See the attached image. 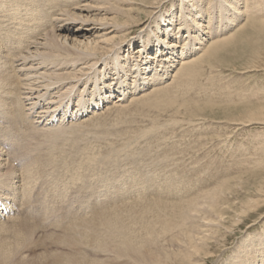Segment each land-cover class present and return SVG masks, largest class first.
Returning <instances> with one entry per match:
<instances>
[{"label":"bare ground","instance_id":"bare-ground-1","mask_svg":"<svg viewBox=\"0 0 264 264\" xmlns=\"http://www.w3.org/2000/svg\"><path fill=\"white\" fill-rule=\"evenodd\" d=\"M153 1L157 6L163 0ZM199 1L181 0L179 11L167 12V17L157 11L141 23L137 36L127 38L128 21L136 20L132 7L126 8L133 5L131 0H116L117 7L111 0H0V228H7L6 235L0 233L2 245L11 244V234L27 243L51 233L45 247L54 248L56 264H208L211 253L206 250L225 238L223 229L232 230L226 225V208L232 209L227 198L233 187L211 185L213 176L204 162L199 164L206 169L190 161V167L179 162L180 167L176 155L191 149L192 142L180 147L174 131L161 127L183 125L176 118L181 107L173 108L181 85H187L182 77L190 76L205 56L210 58L213 47L215 53L219 43L233 40L235 27L244 18H255L262 7L253 0H211L203 9ZM183 10L192 22H178ZM171 32L177 38L171 40ZM149 45L156 47L150 53H161L157 58L143 53ZM175 58L179 63L168 81L143 90L149 83L140 74L167 76ZM110 88L114 91L105 94ZM158 93L155 101L177 109L167 119L172 122L154 118L145 130L151 138H131L134 128L113 114ZM245 116L238 121H263L262 113ZM134 119L127 121L135 124ZM41 136L48 138L47 148L40 144ZM70 136L75 140L60 149L56 141ZM84 148L92 152L86 155L89 164L80 169ZM126 148L130 154L119 159ZM90 162L116 166L100 169ZM138 166L149 168L148 173ZM71 183L75 187L68 194ZM9 257L0 245V264H9ZM223 264H264V228L248 233Z\"/></svg>","mask_w":264,"mask_h":264},{"label":"rangeland","instance_id":"rangeland-1","mask_svg":"<svg viewBox=\"0 0 264 264\" xmlns=\"http://www.w3.org/2000/svg\"><path fill=\"white\" fill-rule=\"evenodd\" d=\"M131 1H133V5L128 6L127 4L126 8H133H131L133 12L131 14L134 16L136 15V20L132 21V18L130 20L128 19V24L130 25V27L127 31V38L137 36L141 31V23L151 20L152 15L157 11H159L158 14H163L165 17H167L168 15L167 12L174 14L176 11H179L181 0H163L161 1L160 5L157 6H155L153 0ZM172 1L175 2L174 6H172ZM210 1L211 0H203L202 2H199L202 4L201 7L205 9V7L210 5ZM214 1L216 2L217 0ZM251 1L252 0H250V2ZM253 1L257 2L259 8L262 7V12H259L256 15V17L258 18H256L255 15V18H253V16H249L251 19L244 18L242 20V23H240V26H238L239 29L236 26L235 30H233V32L235 31V38L233 40H224L225 43L224 41L219 43L218 47L215 50V53H213V47L211 51L209 50L210 53L212 52V54H210V58L208 56H205V58H203L201 62L193 65V72L190 76L185 75L186 78L185 76L182 77L183 79L181 78L183 81H187V85H185L186 88H182L181 85V96L179 93L178 98L175 100L176 102L173 108L181 107L178 113H174H176V118L183 123V125L181 124L182 127L178 126L171 129L166 126L161 127L166 131H171V133H173L174 131V134L172 135H174L176 137V140L179 141L180 147L183 146L184 148L189 142H192V148L190 147L191 149L183 152V154L180 153L176 155V157L179 159L177 163L179 166L182 165V163H185L186 165H189V167L193 164L197 166V168H201L202 166H200L201 164L199 163L204 162V164L202 165L204 167L206 166V168L207 166L209 167L208 169L204 167L202 168L206 169L205 171H208L206 173H210L213 176L211 178V181L208 180V182L210 181L211 185L220 182L221 185L230 183V186L233 187L230 198H227V201H229V205H231L232 209H228V207L226 208V217L228 222L226 225L232 230L228 233L227 230L223 229L226 233V236L225 234L223 235L225 236V238L223 237L224 239L219 241L220 243L215 242V244L211 246L210 249L206 250L207 253H211L208 264H223L224 259H229L236 252L237 244L240 243V241H242V239L247 236L248 233L254 234L256 232H261L264 228V20H261L264 19V0ZM111 5L113 7H117L116 0H111ZM152 5L156 8L152 9ZM189 7L194 10L191 5H189ZM186 17H189V22L192 20L191 14L188 10L186 11ZM121 21L123 22V18L120 17L119 19L118 17V22ZM136 23H138L139 25ZM244 24L247 25L245 26ZM240 27H242V30H240ZM152 28L154 29L155 27L152 26ZM62 32L66 33V31ZM67 32L72 33L71 31ZM140 46L142 45L137 42L136 47L140 48ZM150 46L154 47L152 45H149V47ZM154 49H156V47H154ZM125 50L126 49L122 50V55H125ZM217 50L219 53L217 52ZM143 53H145V48ZM199 55L195 57L193 55L191 57L196 58ZM178 59L180 58L174 59L173 67H168V70L165 72L167 73V76H159L155 73L154 75L151 73L150 76H147L146 73L140 74L149 83L148 87L144 88L143 90H149L150 87L157 85L158 83L162 84L168 81L170 74L173 72L175 66H177V64L179 63L175 62L178 61ZM159 72L160 75L163 73L160 70ZM137 76L139 79V74H137ZM118 79H120V77H118ZM182 80H180V82L184 85L185 83ZM188 82H191L192 84L190 83V85H188ZM139 85L140 83L138 82L137 87ZM188 86L190 89H188ZM113 91L114 89L110 88L105 92V94L112 93ZM136 91H139V87ZM140 92L141 91H139L138 93ZM150 96L151 95L146 98L144 97L143 99H140V101L138 100L137 102L132 103L130 107H128V109L122 110L121 112L117 111L118 114L117 112H115L113 114L114 116H112L115 117V119H124V125L127 122V125L132 126L131 128H134L136 134L130 133L129 136H131V138L138 139L139 141H142L145 138H151V136H153V134L146 135L147 133L145 130L147 127H149L148 125H150V123L154 122V118H156L158 122L171 123L172 121L168 120H172V118L174 117L173 115H175L173 114V111L177 110H173L171 106H163L161 102L155 101L160 97V93H158L154 99H152ZM131 98L132 97L128 98L129 100H125L124 103L127 104L131 100ZM251 110L252 113H250ZM81 113L84 116L88 115L87 111L86 113H84V111H81ZM253 113H262L261 118L263 119V121H258L255 123L253 122L250 124V122L238 121L237 119L239 117L245 118L247 117L245 115H250ZM135 115L137 117H135ZM169 115L172 117H170ZM128 118H135V124L132 123V121H127ZM128 122L131 123L128 124ZM239 123L242 125H240ZM120 124L122 125V123ZM182 129L184 130L185 134L182 133ZM204 130H207L206 133L204 132ZM190 135L191 137H193L190 138ZM184 136L186 137V139L183 138ZM195 136H197L198 138H196ZM74 137L75 136H70L68 141L63 140L64 138H62L64 142L56 141L58 143V147L60 149H63V147L67 145V142L75 140L73 139ZM41 138L44 141H41L40 144H43L45 142L43 144L44 146H41H46L45 148H47L48 144L45 138H48L45 136H41ZM89 138L93 141L91 135L89 136ZM187 138H189V140H187ZM183 139L186 140V143H183L185 141L182 142ZM60 143L64 144L61 145ZM194 143L195 146H197L196 144L199 143V146H197V148L195 146L193 147ZM82 144L85 143L83 142ZM96 144L94 145L96 146ZM127 149L129 148H126L124 151L121 150L122 152L120 151V155L122 153L123 154L121 155V157L119 155V159L124 158L125 154H130V151L128 152ZM85 150L86 149L84 148V152L80 154L83 160L85 158V161L82 162L80 160V162L78 161L79 159H77L78 162L83 163L82 166L81 164L80 166H77L80 167V169H82L83 165L85 167V164H89V162L86 160V155L92 151L89 148H87L86 151ZM160 152L161 154L166 153H164V150H160ZM93 153L94 155H99V147L94 149ZM204 155H207V158H205ZM209 155L212 157H210ZM215 156L219 159H216ZM188 157L191 159H189ZM189 161L192 162V164H190ZM212 161H214V163H212ZM116 162L117 161H115V163ZM179 162L182 163L179 164ZM18 163H20V161ZM123 163L124 167L128 169L130 168L131 164L129 166H126L128 163ZM197 163L198 165H196ZM234 163L236 164V166H238H233ZM113 164L108 165L106 163L102 166V163H100L98 166V164L94 162L93 165H95L94 167H98L100 169H112L114 168L113 166H116L115 164ZM141 164H143V161L141 162ZM230 164L234 169L231 168ZM90 165H92V163ZM138 167L142 168V171L147 168L146 166L144 168L141 166ZM211 167L214 170L211 169ZM219 167L221 169H218ZM132 168L134 169V167ZM132 168H130V170ZM222 168L224 169V172H222ZM226 168H229V171ZM148 170L149 168H147V171L145 170V172L148 173ZM227 172L229 173L227 174ZM94 173L91 172L90 176H92V174ZM218 174H221L222 176L217 180L216 176ZM199 175H201V173H199ZM223 176L225 179L223 178ZM203 180L204 178L202 179V181ZM116 184L118 185L119 183L116 182ZM68 187L65 189V191H69L68 194H70L73 191L72 188L74 189L75 186H73V184L71 183ZM4 188H8V186L5 185ZM2 191L3 188L0 189V197L2 196ZM234 209H236L237 211H234ZM237 219L241 220L238 224L235 221ZM4 229L6 230L7 228H0V233L2 231V235H6L7 233L6 232L5 234H3L5 232ZM9 234H11L10 229ZM11 236H13L11 244L2 245V243H0L1 248L5 252L10 253L9 264H56L57 255L55 256L52 252V249L54 248H48V246L45 247V244L50 242L49 238L47 237H53V234L44 233L42 234V237L39 241H31L27 243L20 242L15 234H11ZM238 247L240 248V246ZM53 256H55V258L52 261Z\"/></svg>","mask_w":264,"mask_h":264},{"label":"flooded vegetation","instance_id":"flooded-vegetation-1","mask_svg":"<svg viewBox=\"0 0 264 264\" xmlns=\"http://www.w3.org/2000/svg\"><path fill=\"white\" fill-rule=\"evenodd\" d=\"M181 11L179 12V14H178V17H177V20L180 22V19H186V21H187V23H190V22H192V20H191V18H190V22L188 21L189 20V17H186V13H185V11L183 10V13H182V15H181ZM176 20V19H175ZM176 20V21H177ZM183 24H186V23H183ZM174 38H177V36L174 34V32H171V40H173ZM182 44H184V42L183 41H181L180 42V45H182ZM154 47H155V45H153ZM154 47H147V49L145 50V53H148L149 54V57L150 56H152L153 58H157V54L158 53H160V52H158V51H153L152 53H150V50H154ZM155 52V53H154ZM161 54V53H160ZM149 57H146V58H149Z\"/></svg>","mask_w":264,"mask_h":264}]
</instances>
